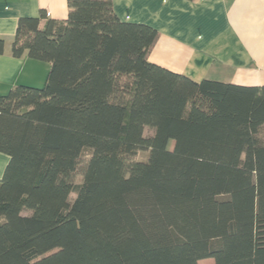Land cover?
Wrapping results in <instances>:
<instances>
[{
    "label": "trees",
    "instance_id": "trees-1",
    "mask_svg": "<svg viewBox=\"0 0 264 264\" xmlns=\"http://www.w3.org/2000/svg\"><path fill=\"white\" fill-rule=\"evenodd\" d=\"M67 9L17 21L11 55L50 67L0 96V264H264V86L151 64L110 0Z\"/></svg>",
    "mask_w": 264,
    "mask_h": 264
},
{
    "label": "crops",
    "instance_id": "crops-1",
    "mask_svg": "<svg viewBox=\"0 0 264 264\" xmlns=\"http://www.w3.org/2000/svg\"><path fill=\"white\" fill-rule=\"evenodd\" d=\"M68 0H0V96L16 86L41 88L49 64L11 55L17 21L45 11L67 16ZM122 22L148 25L159 37L149 62L195 83L264 86V0H110ZM8 157L0 153V178Z\"/></svg>",
    "mask_w": 264,
    "mask_h": 264
},
{
    "label": "rangeland",
    "instance_id": "rangeland-1",
    "mask_svg": "<svg viewBox=\"0 0 264 264\" xmlns=\"http://www.w3.org/2000/svg\"><path fill=\"white\" fill-rule=\"evenodd\" d=\"M151 134H152L151 130H145L146 136H149ZM146 158H147V152L146 151H139L134 156V160H137V161H144V160H146ZM85 159H86V157L84 155V157L81 160L80 166L83 165ZM80 182H81V174L78 171L74 177V184H79ZM73 198H74V195H71L70 199L72 200ZM25 214H28V213H25ZM199 264H213V261L212 260H204V261H200Z\"/></svg>",
    "mask_w": 264,
    "mask_h": 264
}]
</instances>
